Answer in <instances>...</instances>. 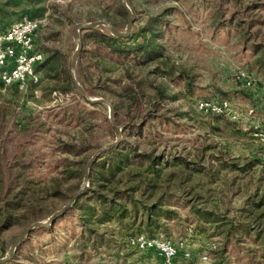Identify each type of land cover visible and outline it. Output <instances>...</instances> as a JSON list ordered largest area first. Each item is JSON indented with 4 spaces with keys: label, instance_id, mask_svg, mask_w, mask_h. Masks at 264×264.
<instances>
[{
    "label": "rangeland",
    "instance_id": "1",
    "mask_svg": "<svg viewBox=\"0 0 264 264\" xmlns=\"http://www.w3.org/2000/svg\"><path fill=\"white\" fill-rule=\"evenodd\" d=\"M127 4L134 19L130 36L155 30L163 54L146 65L113 57L81 31L76 80L90 98L111 106L93 107L69 88L74 27L106 21L126 32L122 0H0L10 24L40 22L37 46L45 55L37 82L0 83V260L27 228L47 221L79 191H91L83 199L87 209L98 206L96 196L140 186L135 197L143 203L163 194L187 203L173 201L179 221L154 235L187 243L192 258L174 264H264V204L257 206L264 198V157L252 134L264 127V0ZM213 100L230 101L234 113L199 109ZM114 124L119 153H100L86 179L92 157L117 141ZM127 154L131 166L115 177L104 174ZM142 154L163 157L159 175L135 159ZM73 205L52 225L31 231L5 264H164L157 253L132 248L117 222H91L103 235L94 248L84 235L87 217ZM189 205L213 213V220H198Z\"/></svg>",
    "mask_w": 264,
    "mask_h": 264
},
{
    "label": "trees",
    "instance_id": "2",
    "mask_svg": "<svg viewBox=\"0 0 264 264\" xmlns=\"http://www.w3.org/2000/svg\"><path fill=\"white\" fill-rule=\"evenodd\" d=\"M123 12L126 13V11ZM85 38L92 40L96 43L99 49L104 50L107 55L118 58H130L135 57L143 62L144 65L153 61H157L163 54V48L159 45L161 36L152 29H144L139 35H131L127 38H118L111 35L106 29H85ZM142 38V41L137 43ZM132 42V43H130ZM54 59V58H53ZM52 61V59H51ZM264 67V60L261 61ZM39 68V67H38ZM69 88L75 89L74 81L71 78ZM84 98V97H83ZM85 99V98H84ZM93 107H97L98 104L87 102ZM117 149H112L108 152L109 155L118 154ZM135 159H140L142 162L148 163V172L159 175L162 171L158 169L163 164V157H154L153 155L142 154L136 155ZM130 155L127 154L123 159L114 161L111 166L107 165L104 169L105 172H110L111 177H115L116 173L122 172L125 168L131 166L129 164ZM186 167L190 164L185 160H178ZM125 164V165H124ZM166 165V163H164ZM123 166V167H122ZM239 170H246L247 167L236 166ZM92 174L90 175L91 179ZM105 177V175H103ZM106 178V177H105ZM152 189H156L157 186L153 185ZM140 191V186L132 187L128 190H116L113 192V196L108 197L106 195L96 196L93 199L97 207H88L87 209L83 205V199L91 191L83 192L76 199L73 207L77 212L84 213L87 217L86 221H83L85 227L84 235L87 236L88 242L94 248L100 246V241L103 239V235L98 236L97 232L89 228V225L105 224L110 222H117L122 228L127 230L130 238L137 237L139 235H147L148 237H154L155 234L163 232L168 233V224L179 221V213L177 210L171 209L173 201L178 206H185L184 203L178 197H169L168 194L161 195L154 203H143L135 197ZM97 194L96 191H94ZM264 204V198L257 204L262 206ZM188 207L191 213L198 220H213L214 214L202 209H196L195 206L189 205ZM86 213V214H85ZM129 218V219H128ZM129 220L126 222L125 220ZM95 220V221H94ZM92 222V223H91ZM169 238V237H167Z\"/></svg>",
    "mask_w": 264,
    "mask_h": 264
},
{
    "label": "built area",
    "instance_id": "3",
    "mask_svg": "<svg viewBox=\"0 0 264 264\" xmlns=\"http://www.w3.org/2000/svg\"><path fill=\"white\" fill-rule=\"evenodd\" d=\"M39 30L38 20L24 18L0 32V83L5 87L24 86L29 82H37L38 67L45 60L44 53L37 46ZM242 77H245V74ZM249 85H251L250 81ZM199 109L219 115L234 113V107L228 100L203 101L199 103ZM252 134L261 143L264 157V127H256ZM129 243L136 250L157 253L164 264H174L180 257L186 260L192 258V252L186 242H175L163 235L157 237L139 235L130 238ZM207 259L208 257L205 256L204 260Z\"/></svg>",
    "mask_w": 264,
    "mask_h": 264
},
{
    "label": "water",
    "instance_id": "4",
    "mask_svg": "<svg viewBox=\"0 0 264 264\" xmlns=\"http://www.w3.org/2000/svg\"><path fill=\"white\" fill-rule=\"evenodd\" d=\"M122 5H123V7L126 10V13L128 15V24H127V31L126 32L119 31L112 24H110L109 22H106V21H98V22H94V23L87 24V25H76L74 27V39H75V41H77L78 44H77V49H76V51H75V53L73 55V59H72V65H71L72 78H73L75 87L78 89V91L81 93V95L83 97H85V99H87L91 103L107 104V105H109V103L107 101L103 100V99H92V98H90L89 95L87 94V92L81 86V84L76 80V77H75L76 66H77V62H78L79 56L81 54V51L83 49V43H82V38H81L80 33H81V31H83L85 29H94V28H98V27H106L114 37H118V38H127V37H129L130 34L132 33L133 25H134L133 14H132V11L130 10V8L128 7L127 0H122ZM114 126H115V130H116V134H117V141L115 143L110 144L107 147H104V148L100 149L92 157V159L89 161V163L87 165V169H86V171H87V173H86V179L88 178L89 168H90L92 162L96 159V157L100 153H102L103 151H105L107 149L115 148V147H117L119 145L120 138H121V136H120V129L116 126V124H114ZM81 192H82V190L79 191L73 197V199L70 201V203L67 206H65L62 210L54 213L47 221L34 223L29 228H27L23 232V234L21 235V237L17 241L14 242V244L12 245V247H11V249L9 251V255L7 257H5V258H3V259L0 260V264H5V263H7L11 259V257L13 256V254H14L17 246L21 242H23L25 240V238L31 233V231H33L36 228H41V227H46V226L52 225L58 217H60L61 215H63L69 208L72 207V205L75 203L76 199L81 194Z\"/></svg>",
    "mask_w": 264,
    "mask_h": 264
},
{
    "label": "crops",
    "instance_id": "5",
    "mask_svg": "<svg viewBox=\"0 0 264 264\" xmlns=\"http://www.w3.org/2000/svg\"><path fill=\"white\" fill-rule=\"evenodd\" d=\"M8 7V6H7ZM3 7H0V32L5 31L7 28H9L12 24H10L9 21H6L3 17L2 11H4L3 9H1ZM2 85V84H1ZM3 87H5L4 85H2ZM13 86H17V85H13ZM11 87V86H10Z\"/></svg>",
    "mask_w": 264,
    "mask_h": 264
}]
</instances>
